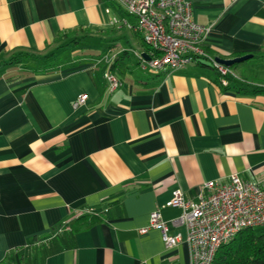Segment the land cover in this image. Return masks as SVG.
<instances>
[{"label":"crops","instance_id":"1","mask_svg":"<svg viewBox=\"0 0 264 264\" xmlns=\"http://www.w3.org/2000/svg\"><path fill=\"white\" fill-rule=\"evenodd\" d=\"M189 1L204 48L247 56L227 85L196 63L142 69L140 34L110 24L125 15L113 0H0V62L45 53L73 28L114 56L70 50L55 67H0V264H191L186 241L139 232L150 213L184 238L175 191L194 202L204 182L232 174L264 187V0ZM111 63L113 90L102 76Z\"/></svg>","mask_w":264,"mask_h":264},{"label":"built area","instance_id":"2","mask_svg":"<svg viewBox=\"0 0 264 264\" xmlns=\"http://www.w3.org/2000/svg\"><path fill=\"white\" fill-rule=\"evenodd\" d=\"M113 1L125 15L112 16L110 24L118 30L127 28L138 32L149 48L148 51H134L142 69L151 73L164 68L178 70L205 57L220 73L221 84L227 85L231 77L238 78L230 66L219 63L205 51L208 28L193 19L189 0ZM128 17L135 22L129 21ZM113 58V54H105L101 61L107 64ZM102 76L109 90L121 85L119 78L109 69L104 70ZM86 99L87 94H79L72 102V108L83 105ZM168 205L182 210L178 220L172 223L179 221L185 225L184 238L179 233L169 234L167 223L157 211L150 213L148 224L139 232L146 233L150 228L160 230L166 247L186 241L190 246L191 264H212L218 249L238 232L264 226V187L237 174H232L225 183L204 182L202 192L194 202H184L179 192L175 191Z\"/></svg>","mask_w":264,"mask_h":264},{"label":"trees","instance_id":"3","mask_svg":"<svg viewBox=\"0 0 264 264\" xmlns=\"http://www.w3.org/2000/svg\"><path fill=\"white\" fill-rule=\"evenodd\" d=\"M92 31L90 29L82 30L80 28H73L71 30L63 31L58 34L54 40L52 49L45 53H18L6 61L0 62V67L5 64L17 62L19 59H30L34 63H38L42 68H50L58 65L62 55L65 51L78 50L84 52L91 59L102 58L105 54H110L109 50L92 53L91 48L84 42L90 38ZM144 44V43H143ZM145 51L149 48L144 44ZM208 55L215 58L214 54L208 49L204 48ZM65 52V53H64ZM78 52V53H79ZM63 53V54H62ZM20 61V60H19ZM196 64L210 67L215 71L217 80L221 83V75L214 68L205 57L197 59ZM114 64L108 66L110 72L113 73ZM261 90H264L261 88ZM89 215V214H86ZM212 264H264V234L256 233L253 228L243 229L236 234V236L228 243L222 245L216 252Z\"/></svg>","mask_w":264,"mask_h":264},{"label":"rangeland","instance_id":"4","mask_svg":"<svg viewBox=\"0 0 264 264\" xmlns=\"http://www.w3.org/2000/svg\"><path fill=\"white\" fill-rule=\"evenodd\" d=\"M86 45H88L92 51V53H98V52H103L105 51V48L104 46H101V45H98V41L96 39H93V38H88L85 42H84ZM66 53L69 52V51H65ZM64 52V53H65ZM130 53H132L131 51H129ZM63 54V53H62ZM108 54V53H107ZM132 55H129V58H131ZM131 61L135 64V59L132 57ZM138 66V65H137ZM239 64L232 68V71L233 73L238 77L239 76V73H240V70L238 68ZM255 231H258L257 228H253Z\"/></svg>","mask_w":264,"mask_h":264},{"label":"water","instance_id":"5","mask_svg":"<svg viewBox=\"0 0 264 264\" xmlns=\"http://www.w3.org/2000/svg\"><path fill=\"white\" fill-rule=\"evenodd\" d=\"M143 57L145 59H148V56L145 53H142ZM247 56H239V57H234L230 59H223V58H215L219 63L224 64L226 66H231L232 64L236 62H240L243 59H245Z\"/></svg>","mask_w":264,"mask_h":264}]
</instances>
